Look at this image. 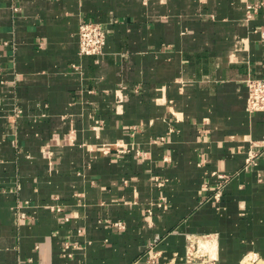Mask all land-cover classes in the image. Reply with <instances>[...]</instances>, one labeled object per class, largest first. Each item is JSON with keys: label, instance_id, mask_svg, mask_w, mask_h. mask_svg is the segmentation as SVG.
<instances>
[{"label": "crops", "instance_id": "crops-1", "mask_svg": "<svg viewBox=\"0 0 264 264\" xmlns=\"http://www.w3.org/2000/svg\"><path fill=\"white\" fill-rule=\"evenodd\" d=\"M249 79L264 0H0V264H264Z\"/></svg>", "mask_w": 264, "mask_h": 264}, {"label": "built area", "instance_id": "built-area-1", "mask_svg": "<svg viewBox=\"0 0 264 264\" xmlns=\"http://www.w3.org/2000/svg\"><path fill=\"white\" fill-rule=\"evenodd\" d=\"M106 44V35L101 26L94 22L85 21L82 22L78 30V46L79 54L84 56H98L101 54L103 47ZM247 100H246V110L248 113H256L264 111V80L262 79H249L247 80ZM163 139H161L162 141ZM118 146H114V150L118 153L125 152ZM264 157V154L258 155L256 153H249L246 160V165L248 167H255L257 164V159L259 157ZM219 179L225 181L223 176L219 175ZM221 184L218 185L215 200H219ZM56 212H60L59 208H56ZM20 219H24L23 214H19ZM115 226L122 229L123 226L120 223H116ZM150 245V250H152ZM67 248V246H66ZM148 262H153V256H149Z\"/></svg>", "mask_w": 264, "mask_h": 264}, {"label": "bare ground", "instance_id": "bare-ground-1", "mask_svg": "<svg viewBox=\"0 0 264 264\" xmlns=\"http://www.w3.org/2000/svg\"><path fill=\"white\" fill-rule=\"evenodd\" d=\"M257 113V112H256ZM220 198V197H219ZM191 248H193V246H191ZM190 251H191V249H190ZM192 252V251H191ZM191 254L192 253H189V260H190V262H187L188 264H193L191 261H193V259H192V257H191ZM199 256H202V254H199Z\"/></svg>", "mask_w": 264, "mask_h": 264}]
</instances>
